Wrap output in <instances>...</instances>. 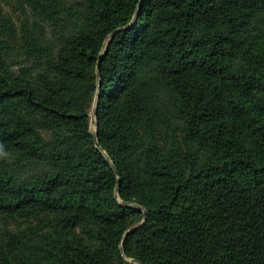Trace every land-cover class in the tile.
I'll return each instance as SVG.
<instances>
[{"label":"trees","instance_id":"1","mask_svg":"<svg viewBox=\"0 0 264 264\" xmlns=\"http://www.w3.org/2000/svg\"><path fill=\"white\" fill-rule=\"evenodd\" d=\"M17 1L0 264H264V0Z\"/></svg>","mask_w":264,"mask_h":264},{"label":"rangeland","instance_id":"2","mask_svg":"<svg viewBox=\"0 0 264 264\" xmlns=\"http://www.w3.org/2000/svg\"><path fill=\"white\" fill-rule=\"evenodd\" d=\"M0 6L7 11V14L12 18V20L15 23H19L20 20H22V9H21V5L18 3L17 0H0ZM90 116H91V129L92 132L97 134V107L95 105V107L93 109H91L90 112ZM144 214H147L146 209L142 208ZM145 222V218L141 219L139 222H136L134 224V228H137L138 226L142 225ZM0 227L4 228V229H9V230H14L17 225L15 224V222L9 220L6 217L0 216ZM127 263L126 264H138L137 262H135V259L132 258H127L126 259Z\"/></svg>","mask_w":264,"mask_h":264},{"label":"water","instance_id":"3","mask_svg":"<svg viewBox=\"0 0 264 264\" xmlns=\"http://www.w3.org/2000/svg\"><path fill=\"white\" fill-rule=\"evenodd\" d=\"M135 22H136V19H135V21H133L132 25H134ZM93 134H94V138H95V141H96L97 146L100 147V143H99V141H98V139H97V134H96L95 132H94ZM135 262H137L138 264H143L142 262H140V261H138V260H135Z\"/></svg>","mask_w":264,"mask_h":264}]
</instances>
